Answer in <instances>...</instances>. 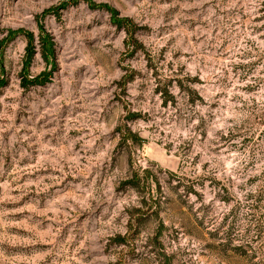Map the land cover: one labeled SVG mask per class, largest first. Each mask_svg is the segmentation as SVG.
I'll use <instances>...</instances> for the list:
<instances>
[{"label": "rangeland", "instance_id": "374dc122", "mask_svg": "<svg viewBox=\"0 0 264 264\" xmlns=\"http://www.w3.org/2000/svg\"><path fill=\"white\" fill-rule=\"evenodd\" d=\"M0 264H264V0H0Z\"/></svg>", "mask_w": 264, "mask_h": 264}, {"label": "trees", "instance_id": "16d2710c", "mask_svg": "<svg viewBox=\"0 0 264 264\" xmlns=\"http://www.w3.org/2000/svg\"><path fill=\"white\" fill-rule=\"evenodd\" d=\"M107 7V6H104ZM112 13L116 16L117 12L114 10H111ZM117 23L119 25V27H124L126 28V30H128V34L130 35V41L137 44V42L134 40L133 36H134V32H135V28H132L133 22L129 19H116ZM46 47V43L43 44V50ZM140 179L139 178H134L133 180H130L129 183L130 185H132L133 187H139L140 185ZM138 185V186H137Z\"/></svg>", "mask_w": 264, "mask_h": 264}]
</instances>
